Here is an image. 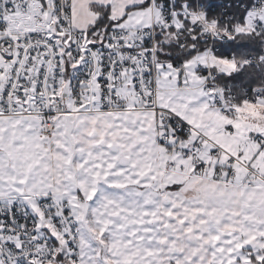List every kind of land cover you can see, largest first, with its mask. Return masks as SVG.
Here are the masks:
<instances>
[{
  "label": "crops",
  "instance_id": "0c3cea01",
  "mask_svg": "<svg viewBox=\"0 0 264 264\" xmlns=\"http://www.w3.org/2000/svg\"><path fill=\"white\" fill-rule=\"evenodd\" d=\"M93 5L109 7L115 25L136 28L156 24L161 28L160 9L151 7L148 0H72L71 26L89 31L99 17ZM246 19L236 18L238 33L255 38L252 31L239 27ZM163 33L166 42L176 39L173 30ZM258 39L255 43L262 52L264 40ZM202 54L190 59L200 58L201 63L193 68L195 74L198 66L205 63ZM209 62L221 73V81L238 93L246 86H264V60L262 67L256 69L239 59L214 52ZM186 63H182L180 79L175 80L167 64L163 71L160 64V82L165 78L167 84L161 87L168 89L167 94L176 101L190 106L189 110H184L178 102L174 108L211 134L225 149L252 163L264 174V144H258L259 139L264 143V118L260 121L245 112L252 103L243 102L232 124L234 130L221 129L230 120L213 108L201 83L197 82V74H194L196 83L190 82L188 74L183 77L187 72ZM180 88L182 91L172 92ZM165 94H161V100L168 103L172 98H166ZM256 105L264 107V102ZM116 115L118 120L113 134H126L128 127L130 133L137 132L141 126L147 127L144 124L146 113ZM126 116H135V122L124 124ZM64 118L67 117H60L55 124ZM73 118H76L77 128L74 141L71 139L66 151L59 132L49 136L47 185L38 187L36 192L55 193L74 202L79 216V245L82 247L88 241L93 246L91 258L95 264H264V184L244 186L242 170L233 183L214 179V167L224 163L226 155L215 156L208 142H202L196 151L208 169L189 175L164 171L157 175L154 167L159 171L173 160L181 163L187 160V149L167 154L161 148L156 151L155 139H151L146 150H140L144 145L134 137L110 135L107 141L103 137L90 138L84 136V132L92 129L89 124L93 118L85 115ZM109 121L110 118L97 119L100 125ZM64 123L68 124L70 134L73 124L68 120ZM197 141V137H193L189 148L194 149ZM92 145L98 146L101 154L81 156V151ZM19 149L15 142L11 149L15 159ZM136 166H141L144 172L136 171ZM78 167H85V174L81 169L77 176ZM29 195L32 193L20 192L15 196L27 205Z\"/></svg>",
  "mask_w": 264,
  "mask_h": 264
},
{
  "label": "built area",
  "instance_id": "2783aa9c",
  "mask_svg": "<svg viewBox=\"0 0 264 264\" xmlns=\"http://www.w3.org/2000/svg\"><path fill=\"white\" fill-rule=\"evenodd\" d=\"M71 1L0 0V118L31 117L50 135L55 122L67 115L151 112L158 143L166 153L188 151L187 163H171L181 174L205 170L207 165L196 151L202 142H208L215 156L226 155L224 163L215 165L214 179L231 183L242 170L244 186L264 184V174L257 168L162 105L164 88L159 83V33L173 30L181 47L205 46V63L196 71L200 86L213 108L234 121L241 106L239 93L221 81L210 56L237 35L228 8L261 10L264 0H194L193 4L190 0H148L151 7L160 9L161 28L156 24L136 28L114 24L94 33L69 27ZM26 19L30 28L16 27ZM36 21L46 30L35 28ZM253 33L264 37V25H255ZM244 62L260 69L263 61L250 54ZM174 66L181 68L182 63ZM67 82L68 96L64 94ZM242 94V102H264V86H246ZM226 129H234L232 122ZM193 137L198 141L190 149ZM258 144L263 145V140ZM26 198L32 199V206L21 203L18 196L0 193V264H79L77 219L69 200L50 192ZM60 256L69 262L58 261Z\"/></svg>",
  "mask_w": 264,
  "mask_h": 264
},
{
  "label": "rangeland",
  "instance_id": "374dc122",
  "mask_svg": "<svg viewBox=\"0 0 264 264\" xmlns=\"http://www.w3.org/2000/svg\"><path fill=\"white\" fill-rule=\"evenodd\" d=\"M246 17H247L246 23L244 25L239 24V27L241 26L242 29H244V30L252 31L253 27L255 25L261 24V23L264 25V10H257V9L249 10ZM33 22H35V21H33ZM15 25H16V27H19L23 30H26L27 28L31 27L29 20H27V19L21 23L18 22ZM69 27L73 30H78V29H75L74 27H72L70 23H69ZM35 28H40L42 30H46L47 27L42 26V24L39 25L36 21ZM79 31H81V30H79ZM82 32H87V31H82ZM243 35H248V34H243ZM202 55H204V57H206V53H203ZM261 55H264V51L261 53ZM199 59L200 58H195V59L186 61L187 63H186L185 69L187 72L183 74V77L184 76L186 77L188 74V76H189L188 78H189L191 83L192 82L196 83V80H195L196 77L194 76L195 73L193 72V68L196 64L201 63V61ZM239 60L241 63H243L242 59H239ZM165 64H167L168 68H170V70H171V74H172L171 78L173 80L180 79V76H181L180 73H183L181 71L182 67L177 68L173 65V63L171 64L170 62H167V61H161V71H163ZM198 78H197V82L201 83L200 78L199 79ZM164 79L165 78H163L161 80V82L159 80V83L161 86L167 85L164 82ZM178 86L179 85L175 86V88ZM162 88H164V87H162ZM68 91H69V87H68ZM178 91H182V88H180L178 90H174L172 92H178ZM168 92H169L168 89L164 88V91L162 93H164V94L166 93L164 95L166 98L167 97L172 98L171 96H169V94H167ZM160 100H161V97H160ZM160 102L162 105L169 107V108H172L173 110L177 111L182 116L189 119L186 115H184L183 113H181L180 111H178L174 108V105L179 102V101H176L175 98L167 100L168 103H166V102L164 103V102H162V100ZM179 103L181 104L180 108H182L184 110L190 109V106H187L186 102L180 101ZM241 103H243V102H241ZM252 104L248 105V108L245 109V112L252 114V116L254 118L258 117V119L261 121V119L264 118V107L261 105H256V104L252 105ZM184 105H186V106L184 107ZM139 113H141V114L146 113V116L144 117V124L147 127L141 126V129H138L139 132L134 131V133H130V128L128 127L129 131L126 134H123V133L119 134L118 132L113 134V132H115V130H116V122L115 121L118 120V118H117L118 116L114 113L85 114V116L93 118V121L91 124H89L90 127H92V129L90 130L89 133L84 132V136L88 135V136H90V138L103 137L106 139V141H107V136L109 137L110 135L112 137H117V136H121V137H125V138H133L134 137L138 143L140 141V143H142L144 145L143 147H140V150H146L149 147V143H150L151 139H155V141L157 143V146H156L157 150L156 151H159L161 148L166 153L165 148L160 146L158 143V141H160V137L156 133V130H155V119H154L153 113L145 112V111H134V112H126V113H118V114H129V115L133 114V115H135V114H139ZM221 115H223V114H221ZM74 116L75 115H71L70 117L66 116L67 118L61 119V121L57 125L54 124L51 127L52 133L50 135H47L46 133H43L41 131L40 126L36 122V120L26 121V120H22V119H18V118H0V193L1 194L19 195L20 192L29 193V194L32 193V195L41 194V193H37L36 191H38L37 188L43 186V184L47 185L48 174H47V148H46V146L48 143L49 136H51L54 132L55 133L59 132L61 134L62 139H63V148L66 151L68 149V144H71V139L74 141L73 137H75V131L77 128L76 127L77 121H75L76 118H73ZM111 117L114 118V121ZM91 118H87V120H91ZM102 118L103 119H106V118L109 119L110 118V121L107 122L106 124L103 123L102 125H100L99 122L97 123V119L100 120ZM126 118L127 119H124V121L122 120L124 122V124H126V125L131 124L132 122L133 123L135 122V116L134 117L126 116ZM228 119L230 120L229 123L232 122V124L235 121V120L231 121L230 118H228ZM66 120L71 121V123L74 126V129L71 130L70 134H68V128H67L68 124L64 123ZM137 121L138 122L140 121V117L137 118ZM110 122H112V123H110ZM217 124H219V123H217ZM228 124L224 125L221 129H225L227 131H230V130L226 129V126ZM102 128H103V130H102ZM197 128H199V127H197ZM200 130H202V129H200ZM82 139H83V141H85L84 137H82ZM15 142L18 143V148H20L18 151L19 153L16 155L17 159H15V157H14V152L11 151ZM76 145H78V144H76ZM189 146H190V144H189ZM83 148H85V147H83ZM182 150H183V148L181 150H176V152H181ZM225 150H227V149H225ZM29 152L32 153V154H30L32 157L30 155H27ZM128 152H130V151H128ZM227 152L239 157L237 154L232 153L229 150H227ZM81 153H82L81 156L85 154L84 158L89 156V155H97V154L100 155L101 154L99 147L98 146L96 147L94 145L83 149L81 151ZM187 159H188V157H187ZM173 161H176L177 164L187 163V160H185L182 163L177 161V160H173ZM171 163H172V161L169 162L168 165L164 168L160 167L159 171L156 167H154V170L156 171L157 175L159 174V172L161 174L162 171L173 172L175 174H181L180 171H178L177 169L175 170L176 167L172 166ZM251 165H252V163H251ZM206 168L208 169L209 167L206 166ZM81 169H82V174L83 173L85 174L86 168L85 167H82V168L78 167L77 176L80 175ZM135 169H136V171L140 170V172H144L143 169L141 168V166H136ZM120 172H121V170H120ZM193 172H195V171H193ZM185 175H187V174H185ZM231 183H233V182H231ZM39 190L42 191V189H39ZM33 192H36V193H33ZM18 200L21 203L24 202L22 199H18ZM29 200L31 201L32 199H29ZM70 203H71V206L74 210L76 219L78 220L79 216L77 215V208H76L73 201H70ZM87 242L82 247H80L81 244L79 245L81 262H82V263L80 262L79 264H95L93 259L91 258V254L94 252L93 246L91 244H88ZM60 243H61L62 247L65 249V244L61 239H60ZM66 262H69V261L66 259Z\"/></svg>",
  "mask_w": 264,
  "mask_h": 264
},
{
  "label": "trees",
  "instance_id": "16d2710c",
  "mask_svg": "<svg viewBox=\"0 0 264 264\" xmlns=\"http://www.w3.org/2000/svg\"><path fill=\"white\" fill-rule=\"evenodd\" d=\"M193 4L194 0H190ZM203 3H207L212 0H200ZM93 10L98 14V19L96 24L89 30L90 33H94L101 29H108L112 25L116 24V21H114L111 18L109 7L104 5H93ZM230 10V13L234 16V22H236V18L239 17H246L247 12L241 9L238 6H232L228 8ZM163 31H166V29L160 30L159 33V39H160V51L159 56L160 60L167 61L170 63H173L174 65L177 63H184L194 56H196L198 53L203 52L205 46L201 45L200 47L193 48L191 45H186L184 47H181L179 44V39H174L171 42H166L164 39V33ZM253 34V33H252ZM253 36L255 38H251V35H243L238 33L236 36L235 41L224 43L219 46V49L217 50V53L223 54L225 56H231L236 59H242L244 62L245 58L250 54H255L258 56H261V53L259 49L257 48L256 37L254 34ZM264 40V38H259ZM258 39V40H259ZM245 65L251 66L253 68H256L252 65H248L244 62ZM258 69V68H256ZM223 82V81H222ZM243 100V94L239 93V101L242 102ZM65 256H60L58 261H65Z\"/></svg>",
  "mask_w": 264,
  "mask_h": 264
},
{
  "label": "water",
  "instance_id": "95a60500",
  "mask_svg": "<svg viewBox=\"0 0 264 264\" xmlns=\"http://www.w3.org/2000/svg\"><path fill=\"white\" fill-rule=\"evenodd\" d=\"M51 12H52V9H49V15H48V20L49 21L51 20ZM68 87H69V82H67L66 87H65V92H64L65 95H68L69 94ZM22 120L34 121L35 119H33L31 117H23Z\"/></svg>",
  "mask_w": 264,
  "mask_h": 264
},
{
  "label": "bare ground",
  "instance_id": "6f19581e",
  "mask_svg": "<svg viewBox=\"0 0 264 264\" xmlns=\"http://www.w3.org/2000/svg\"><path fill=\"white\" fill-rule=\"evenodd\" d=\"M244 11H246L247 13H248V11L249 10H254L253 8H245V9H243ZM258 10V9H257ZM261 10H264V9H261ZM234 24L236 25V23L234 22ZM236 28H237V35H238V27H237V25H236ZM252 33H253V30H252ZM254 34V33H253ZM236 35V36H237ZM255 35V34H254ZM256 36V35H255ZM256 37H259V36H256ZM259 38H264V37H259ZM235 39H236V37H235ZM235 41V40H234ZM253 55H255V54H253ZM256 56H258V55H256ZM258 57H260L261 59H262V61L264 60V58L262 57V56H258ZM263 63V62H262Z\"/></svg>",
  "mask_w": 264,
  "mask_h": 264
}]
</instances>
